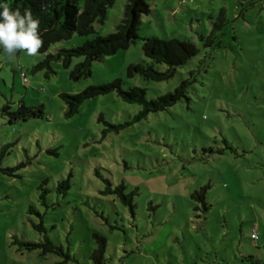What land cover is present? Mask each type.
Masks as SVG:
<instances>
[{
  "label": "rangeland",
  "instance_id": "obj_1",
  "mask_svg": "<svg viewBox=\"0 0 264 264\" xmlns=\"http://www.w3.org/2000/svg\"><path fill=\"white\" fill-rule=\"evenodd\" d=\"M127 1L115 0L107 20L95 23V33L115 32ZM145 1L151 13L142 18L136 43L95 61L91 77L80 82L71 81L59 63L49 78L33 72L44 55L21 52L10 62L0 48V151L8 146L2 167H18L17 176L0 173V264H97L95 234L107 239L106 264H214L249 243L264 213V17L252 21V4L238 10L236 0ZM222 10L219 29L214 23ZM235 13L247 18L236 20ZM94 36L74 34L50 52ZM150 37L188 40L199 53L169 81L129 78V65L148 61L143 40ZM117 79L124 89H146L148 98L173 91L182 79L194 82L189 100L132 124L142 107L117 92L86 101L71 118L65 115L61 94ZM22 105L43 107V114L14 120L9 113ZM120 125L126 126L113 128ZM68 179L71 189L58 193ZM107 182L112 190L126 187L133 210L118 194H104ZM42 186L50 191L48 206L40 199ZM203 187L204 199H192ZM31 206L65 256L13 245L16 238H44L33 228L41 218Z\"/></svg>",
  "mask_w": 264,
  "mask_h": 264
},
{
  "label": "trees",
  "instance_id": "obj_2",
  "mask_svg": "<svg viewBox=\"0 0 264 264\" xmlns=\"http://www.w3.org/2000/svg\"><path fill=\"white\" fill-rule=\"evenodd\" d=\"M81 0H0V4H7L12 11L17 9L21 15L25 10L32 13L34 19L39 20V32L43 40V47L40 54L44 58L33 67V72L45 71V76L49 78L55 74L54 64H61L65 69H69V78L73 82H80L92 75V66L95 61L102 60L105 57L115 55L121 50H128L139 39V29L142 18L151 13V8L145 0H128L124 8L123 19L117 26L116 31L102 36L95 33V23H104L108 18V10L114 5L115 0H85L83 6ZM0 11H3L0 8ZM222 21V23H220ZM225 23V10L220 13L219 22L214 23L216 28H221ZM74 34L83 37L95 36L84 44L74 48H62L56 53H51L52 46L70 40ZM143 43V52L148 61L131 64L127 68V75L133 78L137 75L142 76L146 81L164 82L171 80L179 68L185 66L190 60L198 55L199 49L191 41L180 40L176 38L162 39L157 37L145 38ZM76 58L83 60L72 66ZM156 64L166 65L168 69L161 72L155 69ZM194 79H182L180 84L168 93L148 98L146 89L141 87L123 88V81L120 79L113 82L90 86L80 93H63L61 99L66 104L65 115L71 118L79 113L81 106L88 100L107 95L113 92L128 103L138 104L142 107L141 111L135 116L132 124L147 118L151 113H159L175 106L183 99L189 100L188 90ZM9 109V107L7 108ZM14 120L26 121L30 117H39L43 114V107L29 108L22 105L17 112L9 113ZM126 125L113 126L116 131L124 128ZM8 146H4L0 151V173L17 176L16 168H3ZM107 189L104 194L115 193L120 196L125 204H132V195L124 193L125 186L122 184L115 190L111 189V184L107 182ZM42 194L40 199L42 204L48 206L47 195L49 190L41 187ZM71 189L70 179L60 182L57 192L67 194ZM206 187L195 191L192 199H204ZM30 212L38 215L41 222L34 224L33 228L37 230L44 238L38 241L20 240L16 238L13 245H17L21 251H40L42 255L56 254L58 256L66 255L63 246L55 243L47 234V228L43 217L30 207ZM97 248L92 253V258L97 264H106L107 239L100 234H95ZM61 264V263H59Z\"/></svg>",
  "mask_w": 264,
  "mask_h": 264
},
{
  "label": "clouds",
  "instance_id": "obj_3",
  "mask_svg": "<svg viewBox=\"0 0 264 264\" xmlns=\"http://www.w3.org/2000/svg\"><path fill=\"white\" fill-rule=\"evenodd\" d=\"M0 48L7 59L12 62L18 53H26L29 57H36L43 47V40L39 32V20L34 19L32 13L25 10L12 11L7 4H0Z\"/></svg>",
  "mask_w": 264,
  "mask_h": 264
},
{
  "label": "crops",
  "instance_id": "obj_4",
  "mask_svg": "<svg viewBox=\"0 0 264 264\" xmlns=\"http://www.w3.org/2000/svg\"><path fill=\"white\" fill-rule=\"evenodd\" d=\"M252 2V3H250ZM246 3L252 4L248 9V18L257 23L261 21L264 17V0H236L235 8L239 10V6ZM259 9L256 15H251V10ZM250 12V13H249ZM247 16H242L235 13V19L239 20L241 17L247 18ZM257 233V238L253 239L252 235ZM239 254H233L232 257L225 252L223 259L219 262H214V264H264V213L258 214L255 221V227L249 237V243H240ZM227 251V250H226Z\"/></svg>",
  "mask_w": 264,
  "mask_h": 264
},
{
  "label": "built area",
  "instance_id": "obj_5",
  "mask_svg": "<svg viewBox=\"0 0 264 264\" xmlns=\"http://www.w3.org/2000/svg\"><path fill=\"white\" fill-rule=\"evenodd\" d=\"M22 76H23L24 82H27V76H26V74H23ZM252 238H253V239H256V238H257V233H254V234L252 235Z\"/></svg>",
  "mask_w": 264,
  "mask_h": 264
}]
</instances>
